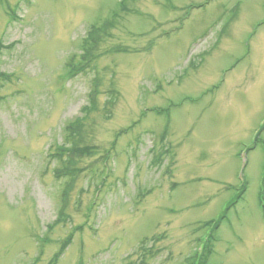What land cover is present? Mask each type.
I'll list each match as a JSON object with an SVG mask.
<instances>
[{
    "label": "rangeland",
    "instance_id": "rangeland-1",
    "mask_svg": "<svg viewBox=\"0 0 264 264\" xmlns=\"http://www.w3.org/2000/svg\"><path fill=\"white\" fill-rule=\"evenodd\" d=\"M263 125L264 0H0V264H264Z\"/></svg>",
    "mask_w": 264,
    "mask_h": 264
},
{
    "label": "trees",
    "instance_id": "trees-1",
    "mask_svg": "<svg viewBox=\"0 0 264 264\" xmlns=\"http://www.w3.org/2000/svg\"><path fill=\"white\" fill-rule=\"evenodd\" d=\"M94 41H96V40H94ZM264 126V125H263ZM72 132H75V134L77 135V136H79L78 135V133H79V129H72ZM71 153H73L72 155H84V154H89V152H90V148H77V146H76V144L74 143V145H73V147H72V150L70 151ZM64 164H65V169L66 170H69V171H74V169H68V167H74V165H75V159L74 158H72L71 156H69V158H67L66 159V161H64ZM56 175L59 177L61 174H60V172H57L56 173ZM66 191V190H65ZM65 191H64V193H63V197H64V199H65V197H66V194H65ZM61 217H63V213L61 212V215H60V219H61ZM207 254V253H206ZM209 255V254H208ZM206 256V255H205ZM206 261H207V258L204 260V258L200 261V263L199 264H204V262L206 263Z\"/></svg>",
    "mask_w": 264,
    "mask_h": 264
}]
</instances>
